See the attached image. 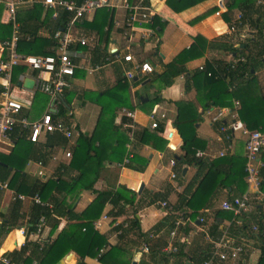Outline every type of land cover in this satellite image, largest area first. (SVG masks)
<instances>
[{
    "label": "trees",
    "instance_id": "trees-1",
    "mask_svg": "<svg viewBox=\"0 0 264 264\" xmlns=\"http://www.w3.org/2000/svg\"><path fill=\"white\" fill-rule=\"evenodd\" d=\"M73 1L80 4L83 0ZM204 1L207 0H167V5L174 12L181 13ZM146 2L149 1L146 0ZM225 6L227 11L223 14V18L231 29L234 28L233 33L211 41L202 35H197L191 46L184 49L171 62L159 63L157 67L153 66L155 72L140 82L134 80L133 84L139 85L150 78L151 82L144 88L155 91L153 98L147 102H139V107L152 113L154 106L164 101L160 96L162 91L172 87L178 77L184 76L185 89L203 91L206 110L221 108L234 110L235 102L238 101L241 105L237 110L240 121L250 131H264V85L258 75L264 70V1L225 0ZM2 10L3 8L0 9L1 12ZM217 11L215 9L213 12ZM236 13L238 16L235 18ZM96 14L90 28L100 35L103 47L99 46L94 49L92 63L105 64L108 55L112 57V60L115 56L114 53L108 52L114 19L106 9L99 10ZM18 16L20 24L18 52L24 55L48 56L53 54L55 47L58 46L54 35L58 30L65 29L70 13L61 12L59 19L53 21L51 13L48 12L45 15L42 4L36 3L27 9L23 16H20V12ZM204 17H198L191 24L201 21ZM106 26L109 27L107 31ZM148 26L153 28L155 34L164 31V23L157 15L153 16ZM245 28H248V36L243 40H237L236 38ZM43 29L47 30V37L41 36ZM12 33V25L2 24L0 18V41L9 40ZM239 45L244 47H237ZM156 49L158 52L159 44ZM207 54L209 57L204 66L194 70L188 69L189 62ZM130 65L123 66L122 63L115 62L112 68L116 77L110 86L103 91H85V98L99 105L101 113L91 135L80 132L76 144L69 148L72 154L70 163L68 166L62 163L58 166L56 178L43 182L41 179L32 178L25 170L30 162L42 166L48 165L52 159L53 150L56 147H67L69 140L57 132L47 134L44 143H32L28 138L29 133L20 130V127H17L10 135L15 146L8 155L0 153V183L7 182L9 188L16 194L26 196L39 194L43 201L51 205V207H46L31 203L29 208H26L25 202L18 199L12 200L8 214L3 216L4 227L8 230L26 227V242L22 248L19 251L15 250L5 254L15 263L57 264L72 251L82 259L97 258L100 262L107 264L132 263L133 255L124 243L111 247L107 237L100 234L94 227V222L103 216L106 205L110 204L113 207L108 216L122 217L134 207L137 198L134 191L122 185L116 190H95V185L106 170V162L108 165L109 162L122 164L128 155L133 154L124 145L114 143L109 146V132L118 133L124 124H129L130 126L125 130L126 133L131 136L134 134L135 139L140 143L160 150H163L164 145L167 144V141L161 137L165 132V118L157 117L158 128L153 133L146 129L135 132L128 118H123L120 125L115 124L117 111L121 108L127 107L129 111L135 110L131 85L123 75V68H130ZM160 67L161 70L158 71ZM71 103L72 99L65 95L58 114L53 116L54 119L60 118L65 123L71 120L73 116L68 115L72 110ZM176 106L177 116L173 121V126L184 142L185 152L181 161L175 159L176 170L180 172L183 165L195 166L196 174L183 192L179 193L174 204L170 205L167 202L171 212L158 226L159 232H162L163 228L167 229V232L160 233L159 236L153 238H150L148 234H142L140 222L133 214V218L116 227V230L120 231V241H131L130 234L136 235L141 245H146L149 249L145 257L146 260L149 259L148 264L149 262L154 264H206L211 260L213 264H225L229 261L217 263L218 258L214 257L215 246L212 241L219 240L224 235L233 240L235 244L243 243V240L240 242L239 239L254 238L258 240L261 252L257 264H264V217L260 207V203H263L261 201L255 202L249 213L234 215L231 211L219 209L214 214L212 224L207 227L206 232L196 233L188 244L179 242L177 237L170 239V233L175 230L180 218L191 216L190 218L195 223L200 211L209 207L217 192L222 188L232 190L228 201L241 198L248 188L245 159L243 164L239 165L229 154L213 160L208 157H197V151L204 150L197 140V125L201 122L202 115L193 101H179L176 102ZM215 125L220 129L225 124L224 121H220ZM224 135L225 142L232 139L230 131ZM228 136L229 140H227ZM139 161L145 166V161L133 155L130 163L124 167L142 172L144 167L137 165ZM68 169L75 170L78 174L68 177ZM84 191H92L97 196L90 205L79 212L75 204ZM260 191L264 196V164L260 167ZM3 195V189L0 187V204ZM165 198L166 196L157 194L150 203ZM42 217H45L46 227L50 229L51 234L59 230L63 220L67 224L54 240L32 242L29 237L37 232L39 220ZM225 218L231 221V225L226 230L221 229L220 222ZM249 223H253L250 230L248 229ZM255 226L257 230L254 231ZM181 232L187 235L191 232V227L179 226L176 233ZM170 243L177 247L176 252L164 251ZM239 264H246L243 258H240Z\"/></svg>",
    "mask_w": 264,
    "mask_h": 264
},
{
    "label": "crops",
    "instance_id": "crops-1",
    "mask_svg": "<svg viewBox=\"0 0 264 264\" xmlns=\"http://www.w3.org/2000/svg\"><path fill=\"white\" fill-rule=\"evenodd\" d=\"M36 1L42 2L43 0ZM112 1L115 3L120 0ZM148 1L149 5L151 6L154 12V15L159 16L162 19V22L164 23L165 29L163 32L169 35H173L178 38V41H182L185 43V45H182L178 51L174 52L173 54L170 53V57H168V55L166 54V49L165 51H162V59H157L160 61V64H168L184 49L189 48L197 35H202L203 37L211 41L225 34H232V30L229 27V24L226 23L223 18V14L227 11L225 6V0H207L181 13L174 12L167 5V0ZM222 1L224 7L221 6ZM30 7L32 6L29 5L21 8L19 10L20 16H23V13ZM215 9H217L218 11L213 12ZM107 12L113 15L114 20L121 22L124 20L125 13L123 10ZM96 13L84 19L79 25H76V27L72 30V34L76 40L85 39L87 41L86 45H82L79 42L73 44L74 49H76L79 52V55L82 56L77 59L79 61L85 60L87 63H91L92 58L94 56V49L99 46L103 47L100 35L97 34L95 30L90 28V24L93 23L95 17L97 16ZM2 16L4 17L5 15H3V11H0L1 23L7 24L2 21ZM201 16L205 17L201 21L195 24H191V22ZM237 16V13L234 14L235 18ZM108 29L109 27L106 26L105 30L107 31ZM248 34V28H245L241 32L240 36H238L236 39L243 40V38H246ZM136 35L138 38L139 36H141V33L138 32L136 33ZM41 36H48V32L46 29L41 30ZM144 47L145 43H143L141 47H137L136 40L135 43H130L122 35L120 29L115 28V26L112 28L108 43V50H116L115 52L120 55L132 54L135 58H137V54L141 53V50L139 49ZM83 56L85 58H83ZM208 57L209 56L207 54L200 59L189 62L187 65L188 69L194 70L196 68L204 66L208 60ZM144 60L150 63L149 60ZM113 65L114 63L109 64L105 67L106 69L109 68L108 78L103 79L101 78V76H96L97 80L96 78L94 80L93 77L87 80V78L90 77L88 73L85 70L78 69L76 71L75 76L68 80L69 87L67 89L66 97L68 96L70 99H72L71 112L73 117L67 123L76 128L75 136L72 140H69V144L67 147H56L53 150L52 159L50 160L48 165L42 166L34 162L28 163L25 172L27 174H30L32 178L41 179L43 182H47L52 178H56V171L58 169V166L61 163L67 164L68 166L71 161V159L66 157V153L70 151V147L76 144L77 139L79 137L78 132H84L87 135H91L93 133L101 113V107L86 99L84 93L85 91H103L108 86H110L116 77L115 72L112 68ZM124 65L127 66V64ZM160 70L161 67L158 69V71ZM23 74L26 76V79L23 83L20 84L19 80L20 77L24 75H21L19 77L18 84L16 85H14V82L11 81V84L17 87L14 92V96L18 100L23 99V102H26L25 104H30V109L24 111L25 115L28 118L32 120L40 119L48 111L50 105L53 104L52 100H50L48 96L34 91L31 76L36 75V73L30 72L26 69L24 70ZM258 75L260 81L264 85V70L258 73ZM78 78L81 81H85H82L81 84L76 83L75 80ZM2 82H4V80L0 77V84H2ZM142 83L139 85H134L133 83L131 84L135 110L129 111L127 107L121 108L119 111H117L115 124L120 125L122 123L123 118H128L131 120L132 126H134V129L136 130L135 132H141L143 131V129H146L150 133H153L154 130L151 129L152 121L150 120V115L152 113H148L144 108L139 107V102H147L150 98H153L155 91L151 89L148 94V89L144 88L145 86H143ZM185 87V77H178L172 87L164 89L160 94L164 101L155 105L153 108V110H157L158 118H160L161 114L166 115L165 132L163 135H161V137L167 141V144L164 145L163 150L156 149L150 145L142 144L135 139L134 134L131 136L126 133L125 130L130 126L129 124H124L118 133H113L114 131L109 132V146L114 143L119 144L121 146L124 145L128 151L133 152L132 156L134 155L136 156V158L138 157V159H140L141 161H145V166H143L139 161L140 163L138 162L137 165H139L140 167H144V171L139 172L124 166L120 167L118 163L113 164L109 162L108 165V163L106 162V170L95 185V190H116L120 185H122L127 189L134 191L137 194V198L135 200L134 207L130 208L128 213L122 217L108 216V213L113 209V207L110 204L106 205L103 212V216L97 221L100 222L97 231L107 237L111 247L117 245L118 243H124L125 247H127L129 252L133 255L132 262L135 260L137 261V264H141L142 261L143 264H148L149 260L145 259L147 253H140V248L142 246L141 241L137 238L136 235L130 234L129 237L131 238V241L128 240L126 242H121L119 238L120 231H117L116 227L125 223L126 220L133 218V214H135L140 222L142 234H148L150 238H153L151 237L153 233H158L159 236L160 233L162 234L167 232V229L165 228L162 229V232H159L158 230L159 224L164 221V219L171 212V208L162 207V203L166 201L170 205L174 204L178 199L179 193L183 192L186 185L194 177L197 171V168L195 166L183 165L182 170L178 172L176 170V166L172 167L170 165V161L172 159L178 160L177 157L181 159L185 153L183 150L184 142L173 126V121L177 116L176 102L193 101L197 104L199 112L202 115L201 122L197 125V140L199 144L204 148V152L207 154L206 157L212 160L217 159L220 157L219 154L225 151V156L229 154L231 158L238 162L239 165H242L244 162L245 137L242 136L241 133H234L231 130L230 135L232 138L231 142L233 147L231 149H228L230 143L224 141V134L226 133H222L221 128L218 129L215 125L217 122L224 121V126H230V124L234 121L235 112L238 113L237 110L241 106L240 102L238 107L236 105V102L238 101L235 102L234 110L228 108L206 110V100L203 91L198 92V90L196 91L195 89H191L188 91L187 89H185ZM29 101L31 103H29ZM127 112L134 113V119L128 117L126 114ZM238 119H240L239 115ZM45 140L46 136L42 135L38 143H44ZM14 146L15 143L11 138H0V153L5 155L10 154L13 151ZM261 163L264 164V157H261ZM173 171L179 175L177 180L170 179V174ZM77 174L78 172L72 169H68L67 171L68 177H73ZM142 185L144 186V188L139 194V190ZM177 186L180 187V190H177ZM249 190L250 188L248 186L246 192H248ZM3 192L4 195L0 204V255H5L6 253H11L15 250L19 251L26 242V236L21 228L18 227L8 230L3 225V216L8 214L9 206L13 200L14 190L8 188L6 190H3ZM157 194L161 196L164 195L166 196V198L164 200L159 199L155 203H150L152 202V198ZM231 195V188H222L221 190H219L215 198L210 203L209 207L204 208L200 211L199 215L197 216V221L195 223L191 219L192 217L190 216L191 218H189L193 221V223L186 222V220H184L185 225L176 224L175 230H177L179 226H188L191 227V232L187 235H185L183 232H181L180 234L176 233L175 238L177 237L179 242L188 244L192 241L196 233L206 232L207 227L211 226L212 224L214 214H216L219 209H222L223 204L228 201ZM96 196L97 195L92 191H84L81 197L78 199L77 203L75 204L77 210L79 212L83 211L88 205H90L95 200ZM260 199L261 202H263L262 204L260 203V207L263 211L262 215L264 217V196L261 195ZM30 205V202H25L26 208H29ZM187 218L188 217H186V219ZM199 218H204V224L200 223ZM220 222L222 224L221 229L226 230L231 225V221L227 218L222 219ZM66 224L67 222L63 220L59 227V230L54 234H51L50 229L46 227L41 235H30L29 240H31L32 242L44 240L50 242L57 237L59 232L66 226ZM252 224L253 223H249V230L252 227ZM241 240H243L245 250L240 258H243L244 263L246 264H257L261 255L258 240L254 238L239 239L240 242ZM67 256H70L69 260H66ZM63 260H65V264H107L100 262L97 258L86 257L82 259L74 251L66 255ZM149 264L154 263L149 262ZM225 264L237 263L229 261Z\"/></svg>",
    "mask_w": 264,
    "mask_h": 264
},
{
    "label": "built area",
    "instance_id": "built-area-1",
    "mask_svg": "<svg viewBox=\"0 0 264 264\" xmlns=\"http://www.w3.org/2000/svg\"><path fill=\"white\" fill-rule=\"evenodd\" d=\"M264 1V0H263ZM36 3L42 4L44 7L45 15L50 12L53 21L59 19L61 12L70 13V18L66 24L65 29L58 30L54 38L58 41V46L55 47L54 53L48 56L38 55H24L18 52V42L20 38V24L18 22L19 10L26 6H33ZM0 8H3L2 21L11 24L13 28L12 36L9 40L0 42V77L4 82L0 84V138H10V135L17 127L20 130L29 133V140L32 143H38L40 137L47 134L60 133L67 140H72L76 133V128L72 125H68L60 118L54 119V115H57L62 104L64 97L69 87V79L73 78L78 69L85 70L87 73L94 74L101 71L109 64L115 62L124 64H131L130 68H123V75L125 79L133 83L135 78L142 81L147 76L155 72V68L148 61H138L132 54H118L117 52L109 50L110 54L115 56L110 58L109 55L105 59V64H93L92 61L86 62L79 61L81 55L74 49L73 44L79 42L82 45H86L85 39L76 40L72 34V30L79 25L87 17L94 15L97 11L106 9L107 11L123 10L125 13L124 20H113V27L120 29L122 35L130 42L135 43L136 46L141 47L143 43L148 42L154 35L153 28L148 26L151 23L154 12L146 2V0H120L113 2L112 0H83L80 4L73 0H43L42 2L36 0H0ZM232 33L234 28L231 29ZM140 32L141 36L137 38L136 33ZM83 58H85L83 56ZM36 73L31 76L33 81L34 91L44 94L52 100V105L48 108V111L40 118L32 120L25 115V110L30 109V104H25L24 100H18L14 96V92L17 89L14 85L18 84V79L21 75H24V70ZM26 76L20 77V84L23 83ZM19 86V85H18ZM28 101V100H27ZM29 103H31L29 101ZM237 107L239 102H236ZM72 111V110H71ZM69 112V116H72V112ZM128 117L133 118L135 114L132 112L126 113ZM157 110H153L150 115L152 121L151 129L156 130L158 128L157 122ZM160 118L166 119L165 114H161ZM134 128V126H132ZM234 133L239 132L245 137V170L247 173V183L250 188L241 198H235L232 201H227L223 204L222 209L225 211H231L234 215L241 213H249L255 202L261 201L260 191V167L261 157H264V131H250L247 127L238 119V113L235 112L234 121L230 126H223L221 128L222 133L229 131ZM80 134V132H78ZM170 138V136H169ZM230 137H227L229 140ZM229 147L231 149L232 142L229 140ZM226 152L223 151L219 154L220 157L225 156ZM197 157H206L207 154L204 150H198ZM66 157L71 159L72 154L70 151L66 153ZM132 154L125 158L120 167H123L130 163ZM172 167L176 166L175 159L170 161ZM178 174L172 172L170 174L171 180H177ZM0 187L3 190L9 188L8 183H0ZM177 190L180 187L177 186ZM20 200L23 202H30L41 206L51 207L48 202L42 200L39 194L35 196H26L23 194H16L14 192L13 200ZM162 207L168 208V203L163 202ZM1 217V210H0ZM186 222H192L190 218H180L177 221V225H185ZM200 223H204L203 218H199ZM240 223V222H239ZM100 222H94V227L97 230ZM46 228V219L42 217L39 220L37 232L34 235H41ZM25 234L26 227H21ZM253 230H257V227H253ZM176 231L173 230L170 234L171 240L175 238ZM158 234H152L151 237H157ZM215 246L214 257L218 258L217 263H223L226 261H233L238 264L242 253L245 250V245L235 244L233 240L224 235L222 238L216 241H212ZM140 253H148L149 249L146 245L140 248ZM164 251L176 252L177 247L169 244ZM1 264H17L8 258L6 255H0ZM33 264H37L34 262ZM206 264H213V261H209Z\"/></svg>",
    "mask_w": 264,
    "mask_h": 264
},
{
    "label": "rangeland",
    "instance_id": "rangeland-1",
    "mask_svg": "<svg viewBox=\"0 0 264 264\" xmlns=\"http://www.w3.org/2000/svg\"><path fill=\"white\" fill-rule=\"evenodd\" d=\"M165 29V27H164ZM225 35H228V34H225ZM180 37V36H178ZM220 38V37H219ZM217 38V39H219ZM184 42H180L178 41V38L173 36V35H169L167 33H158V34H155L154 35V38L152 37V39L148 42V43H145V47L144 48H140L139 50H141V53H138L137 54V60L138 61H145L144 59H147L150 61V63L154 66V67H157L159 66L158 64L160 63L159 60L157 59H162L161 57V54L163 53L162 51H165L166 49V54L168 55V57H170L169 55L173 54L174 52L178 51L179 48L182 46V45H185L182 44ZM159 44V51L157 52V49H156V46ZM171 53V54H170ZM232 58V57H231ZM170 59V58H169ZM157 60V61H156ZM155 64H154V63ZM157 65V66H156ZM102 72V73H100ZM97 74V75H96ZM88 75L90 77L87 78V80L91 79L93 77V79L97 80V77L96 76H101V78L105 79V78H108L109 77V68H103L101 71L99 72H96L94 74H90L88 73ZM100 78V79H101ZM102 80V79H101ZM76 83H79L81 84L82 81H85V80H80L79 78L75 80ZM129 82V81H128ZM130 85L132 84L131 82H129ZM151 89H148L147 93L149 94V91Z\"/></svg>",
    "mask_w": 264,
    "mask_h": 264
},
{
    "label": "water",
    "instance_id": "water-1",
    "mask_svg": "<svg viewBox=\"0 0 264 264\" xmlns=\"http://www.w3.org/2000/svg\"><path fill=\"white\" fill-rule=\"evenodd\" d=\"M221 6L222 7H224V5H223V1L221 2ZM237 47H239V48H243L244 46L243 45H239V46H237ZM163 56V55H162ZM164 57V56H163ZM139 79L138 78H135V81H138ZM151 82V79L149 78V79H147L146 81H144L143 83H142V85L143 86H145V85H147L148 83H150ZM20 85V84H19ZM148 100V99H147ZM177 159L178 160H181L179 157H177ZM184 172H185V170H184ZM143 188H144V186L142 185L141 186V188H140V190H139V194L141 193V191L143 190ZM70 259V256H67L66 257V260H69ZM57 264H65V260H61V261H59ZM132 264H137V261H133L132 262Z\"/></svg>",
    "mask_w": 264,
    "mask_h": 264
}]
</instances>
